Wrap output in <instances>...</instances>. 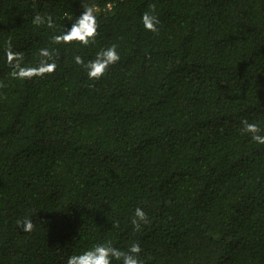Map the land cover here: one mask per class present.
Returning <instances> with one entry per match:
<instances>
[{
  "label": "trees",
  "instance_id": "1",
  "mask_svg": "<svg viewBox=\"0 0 264 264\" xmlns=\"http://www.w3.org/2000/svg\"><path fill=\"white\" fill-rule=\"evenodd\" d=\"M93 4L95 43L52 42ZM8 44L55 69L12 77ZM111 44L120 60L90 80L74 57ZM245 119L264 134V0H0V264L108 241L145 264H264V145Z\"/></svg>",
  "mask_w": 264,
  "mask_h": 264
},
{
  "label": "clouds",
  "instance_id": "2",
  "mask_svg": "<svg viewBox=\"0 0 264 264\" xmlns=\"http://www.w3.org/2000/svg\"><path fill=\"white\" fill-rule=\"evenodd\" d=\"M140 22L145 30L152 33H158L161 20L156 11L155 4H151L148 10L144 11L140 16ZM31 23L39 26L47 24L49 28H55V23L51 15H41L37 12ZM98 35V23L96 15V6H83V11L78 17H75L72 26L68 28L66 25L63 29L56 30L51 36V40L55 44H69L71 41H78L84 45L95 43ZM39 54L42 57L49 58L51 53L48 48L39 49ZM21 53L14 51L11 44H8L4 49V56L7 63L12 68L11 76L17 79H23L26 75L35 73L42 74L44 71H53L56 67L55 63H48L47 60L41 61L42 67L38 69L25 68L20 64ZM75 63L83 65L87 77L90 80H98L106 74V71L111 65H114L120 60V54L116 44H111L102 48L97 52L94 59L87 62L77 54L74 57ZM242 131L251 133V140L258 145H264V134H261L262 129L258 123L249 122L247 119L241 121ZM147 213L141 207H136L133 213L132 224L136 229L142 226V223H147ZM19 229L24 233H29L33 229V219L25 217L17 222ZM142 249L139 243H132L127 250L117 248L108 242H97L91 247L73 252L68 255L65 264H113V261L118 264H145L141 257Z\"/></svg>",
  "mask_w": 264,
  "mask_h": 264
},
{
  "label": "built area",
  "instance_id": "3",
  "mask_svg": "<svg viewBox=\"0 0 264 264\" xmlns=\"http://www.w3.org/2000/svg\"><path fill=\"white\" fill-rule=\"evenodd\" d=\"M109 5H111V4H109Z\"/></svg>",
  "mask_w": 264,
  "mask_h": 264
}]
</instances>
